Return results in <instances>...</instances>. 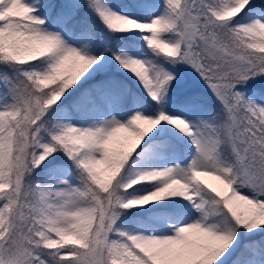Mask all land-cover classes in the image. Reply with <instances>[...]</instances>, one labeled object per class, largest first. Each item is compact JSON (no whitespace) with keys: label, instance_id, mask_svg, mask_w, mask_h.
I'll return each mask as SVG.
<instances>
[{"label":"snow or ice","instance_id":"1","mask_svg":"<svg viewBox=\"0 0 264 264\" xmlns=\"http://www.w3.org/2000/svg\"><path fill=\"white\" fill-rule=\"evenodd\" d=\"M0 264H264V0H0Z\"/></svg>","mask_w":264,"mask_h":264}]
</instances>
